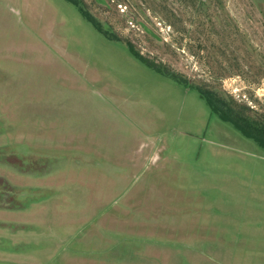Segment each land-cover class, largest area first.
<instances>
[{
  "label": "rangeland",
  "instance_id": "obj_1",
  "mask_svg": "<svg viewBox=\"0 0 264 264\" xmlns=\"http://www.w3.org/2000/svg\"><path fill=\"white\" fill-rule=\"evenodd\" d=\"M84 1L264 115V0ZM0 183L33 223L0 264H264V148L68 0H0Z\"/></svg>",
  "mask_w": 264,
  "mask_h": 264
},
{
  "label": "trees",
  "instance_id": "obj_2",
  "mask_svg": "<svg viewBox=\"0 0 264 264\" xmlns=\"http://www.w3.org/2000/svg\"><path fill=\"white\" fill-rule=\"evenodd\" d=\"M68 1L74 4L99 32L109 39L124 42L135 58L158 73H161L186 87H191L197 90L201 97L206 100L212 111L218 114L222 120L232 123L243 133V135L255 140L262 148H264V115L254 112L252 108L246 105L238 104L232 99V97L226 95L224 91L215 86L208 85L207 83H194L186 77L169 69L165 64L155 62L149 57H146L135 48L132 42L115 33V31L111 29L110 24L95 16L84 0ZM4 185L5 184L0 183V195H5L8 202L3 206L11 208L23 207L22 204L17 203L16 199L18 197L20 198V196L17 195L18 192H14L15 187L13 188V186L10 185L12 189L6 190L3 187Z\"/></svg>",
  "mask_w": 264,
  "mask_h": 264
},
{
  "label": "crops",
  "instance_id": "obj_3",
  "mask_svg": "<svg viewBox=\"0 0 264 264\" xmlns=\"http://www.w3.org/2000/svg\"><path fill=\"white\" fill-rule=\"evenodd\" d=\"M29 146L26 144V148ZM18 187L14 183V186ZM20 188V186H19ZM23 188V187H22ZM26 192L20 194V198H25ZM27 196V195H26ZM29 207H16L11 208L0 205V260L1 251L9 252L8 259L14 261L22 254L20 247L26 245L28 240V234L31 232L30 229L33 227V223L28 218ZM9 231L4 233L3 231ZM7 240L8 245L2 244ZM5 257V255L3 256ZM25 258V256L20 257Z\"/></svg>",
  "mask_w": 264,
  "mask_h": 264
}]
</instances>
